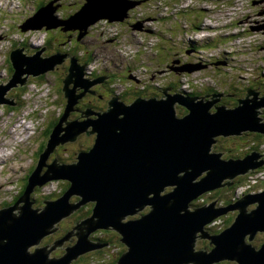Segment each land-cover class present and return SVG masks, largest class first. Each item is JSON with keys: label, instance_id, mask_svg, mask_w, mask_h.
<instances>
[{"label": "water", "instance_id": "95a60500", "mask_svg": "<svg viewBox=\"0 0 264 264\" xmlns=\"http://www.w3.org/2000/svg\"><path fill=\"white\" fill-rule=\"evenodd\" d=\"M55 1L41 5L19 25L20 30L77 31L79 40L87 25L100 18L122 20L136 4L132 0H84L77 10L61 18L53 14L60 5ZM44 49L31 54H26L22 46L10 50L12 72L0 83V105L15 106L8 91L26 85L29 77L53 71L69 54L56 51L43 56ZM69 58L61 86L65 102L50 137L67 122V115L76 110L88 88L105 77L86 78L84 65L74 55ZM163 93V98L138 96L130 103L112 95L105 111L86 108L80 112L81 118L86 117L67 122L56 143L63 145L84 131L94 134L93 145L78 153L76 164L57 165L53 159L44 173L41 170L47 165L49 147L40 152L17 201L0 210V264H70L80 254L107 244L91 243L87 237L90 231L110 227L126 247L115 264H215L224 259L237 264H264V241L259 247L251 243L256 232L264 233V190L245 194L223 207L212 201L190 208V202L202 193L229 186L237 174L243 175L264 162L256 160L258 155L253 151L234 159L211 150L219 136L240 134L242 130L264 134L263 118L259 116L264 94L259 96L248 89L236 105L219 104L211 110L218 99ZM176 102L187 108L182 118L175 115ZM62 178L70 181L68 190L56 199L44 200L39 208L32 206L30 193L36 185ZM167 186L171 189L166 192ZM70 194L78 196V204L68 201ZM87 202H93L91 214L75 226L76 240L65 247L63 255L49 257L48 253L68 235L51 246L36 248L45 234L56 229L55 222ZM248 203L255 208L248 211ZM148 205L147 212L133 217ZM232 209L237 213L227 227L214 234L206 230L212 220ZM125 216L132 217L123 220ZM198 236L209 239V250L206 246L195 248ZM29 247H34L33 251H28Z\"/></svg>", "mask_w": 264, "mask_h": 264}, {"label": "rangeland", "instance_id": "374dc122", "mask_svg": "<svg viewBox=\"0 0 264 264\" xmlns=\"http://www.w3.org/2000/svg\"><path fill=\"white\" fill-rule=\"evenodd\" d=\"M7 1L9 0H0V83L10 77L8 55L9 51L16 46H22L24 52L27 51L30 54L35 51L36 46L37 48L45 47L42 52L44 56L56 51L60 54L64 52L69 54L63 56L62 62L59 63L61 66L46 73L45 78L36 80L29 77L28 83L23 88L18 87L8 91L7 96L13 97L16 104L12 106V109L7 105H0V145L2 144L0 146V210L13 206L17 201L24 174L29 168H34L38 155L42 152H39L37 147L39 143L43 144L42 137H45L43 149L49 147V152L45 159L47 165L42 167L41 173L45 172L53 159H56L57 165H71L74 162L76 164L78 153L88 151L93 145L94 134L86 135L84 131L77 133L70 142L63 145L60 142L56 143L57 136L64 133L67 122L77 118L76 112L86 109L80 108L77 104L76 110L67 115V122H63L57 128L54 137L44 134L45 127L50 121L57 118L55 125L58 123V116L60 117L63 109L65 98L61 100L57 96L59 95L57 85L62 86L64 66H68L70 55H74L77 62L84 65L85 77L89 76L91 70H97L95 69L98 64L97 58L103 60V66L107 68V71L101 72L105 76L102 84L110 90L109 95L104 97L102 92L95 94L93 88L99 83L85 92L89 94L93 90V96L97 97V100H92V103L95 109L101 111L106 110L107 101L112 95L119 96L125 103L132 102L138 96L163 98L164 91L183 97L218 99L210 108L213 110L219 104L233 106L230 101H226L228 102L226 104L223 102L226 99L224 91L229 92L233 89L238 92L239 90L241 96L239 95L238 98L244 97L248 89L257 91L259 96L264 94V0H132L137 4L126 11L127 15L122 20L97 19L86 26L87 31L79 40L72 38L69 45H76L74 50L70 48L72 54L65 48L63 50L59 48L58 43L64 41L66 37H62L57 29L45 31L41 28L21 31L18 28V24L34 13L37 4L45 0H10V4ZM55 3L60 5L54 11V16L65 18L81 6L82 0H57ZM139 4L142 6L137 8ZM184 8L189 9L184 12ZM177 9H183V12L179 14L182 20L181 25L169 26V23L172 24V20L177 18ZM196 11L203 14L199 16ZM184 13L187 16H184ZM194 26L198 29L190 30L185 34V29L189 30ZM75 33L77 36L78 32ZM106 34L114 40L108 42L110 39H107ZM47 38L51 40L49 48L44 46ZM203 40L209 43L212 41L211 48L208 49L206 45L200 48V44L204 43ZM215 40H217L216 43H214ZM179 43L183 46L189 43L186 51L182 46L180 47ZM180 65L184 68H178ZM45 80L49 82L46 87L42 84L46 82ZM36 82H41V86L36 87ZM44 87L46 89H43ZM210 87L214 89V92L210 90ZM192 91L197 93L191 94ZM137 93L141 94L137 95ZM100 95L103 97L101 98ZM94 97L87 96L88 99ZM38 107H42L39 112H43L44 116L41 118L37 115ZM60 109L61 112H59ZM33 112H36V117L33 116L35 118L31 117ZM174 112L177 118H182L188 113L187 108L178 102L174 103ZM259 116L263 118L260 122H264V108H260ZM18 127L19 129L27 128V131L24 134H17L14 131ZM257 134L259 133L242 130L240 134L219 136L212 144L211 150L220 152L221 157L234 159L253 151L258 155L256 160H263L264 134ZM16 137L21 139L15 141ZM10 139H13L15 143H4ZM13 146L15 148L11 151ZM4 153L6 155H3ZM66 182H68L67 187ZM69 182L68 179L62 178L49 180L42 186L36 185L30 193L32 206L39 208L44 200L58 198L65 190H68ZM170 189L171 187L167 186L164 191L167 192ZM262 190H264V162L258 167L248 169L243 175L237 174L233 184L202 193L194 199L196 201H193V204L190 203V208L212 201H216V205L223 207L226 205L224 203L226 199H232L231 203H234L245 194L258 193ZM202 196L205 202L202 201ZM77 199L78 196L73 194L68 197V201L73 204H78ZM91 206L89 202L80 204L78 209L61 217L53 224L56 229L45 234L36 248L51 246L56 240L68 235L67 239L54 246L48 253L49 257L63 255L65 247L76 240L75 226L90 216ZM245 208L251 211L255 207L253 203H248ZM148 209L149 205L133 217L147 212ZM13 211L16 212L17 209ZM236 213V209L227 210L212 220L210 225L219 223L216 228L220 230L224 217L232 215L229 221L231 223ZM129 217L132 216H125L123 220ZM209 228L207 225L206 230L208 231ZM87 237L91 243L107 244L80 254L76 259L71 260L70 264H115V257H118L119 252H123L126 248L120 241V235L111 227L92 230ZM263 241L264 233L258 231L251 243L259 247ZM208 243L209 239L198 236L195 240V248L199 250L206 246V248L209 247L206 250H209L211 246ZM34 247L29 249L32 250ZM215 264H237V262L224 259Z\"/></svg>", "mask_w": 264, "mask_h": 264}, {"label": "trees", "instance_id": "16d2710c", "mask_svg": "<svg viewBox=\"0 0 264 264\" xmlns=\"http://www.w3.org/2000/svg\"><path fill=\"white\" fill-rule=\"evenodd\" d=\"M45 2H48V0H45V1H42V2H40V3H38L37 4V6H36V9L37 8H39L41 5H43V4H45ZM178 3V2H177ZM188 5H192L193 6V4H188ZM142 5H140L139 7H141ZM189 8H184V12H187V10H188ZM181 12H183V9H177V12H176V16H177V18L176 19H174V20H172V24H171V22L169 23V26H172V27H178L179 25H181L180 23L182 22V20H181V17L179 16V14L181 13ZM196 13L199 15V16H201L202 14H201V12L200 11H196ZM71 14V13H70ZM70 14H68V15H70ZM195 15V14H194ZM65 16H67V15H65ZM184 16H187V14H185L184 13ZM186 21V20H185ZM194 29H198L197 28V26H194L193 28L192 27H190V29L188 30V29H185V33H188V32H190V30H194ZM184 30V29H183ZM51 40L49 39V38H47V40H45V44H44V46H47L48 48H49V45H51V42H50ZM204 41V40H203ZM182 42H184V38H182ZM217 42V40H215V42L214 43H216ZM187 44V46H183V45H181L180 43H179V45H180V47L182 46V48H183V50L184 51H186V48L188 47V44L189 43H186ZM206 45V47H207V45H212V41H210V43L207 41L206 42V40L204 41V43H202V44H200V48L201 47H204ZM58 46H59V48H67L68 49V51H70V48H71V50H74L75 49V47H76V45H69V44H67V42L64 44V46H63V44H62V42H60V43H58ZM191 46L192 47H195L193 44H191ZM205 47V48H206ZM157 48H156V52H157ZM183 51V52H184ZM70 53L72 54L73 52L72 51H70ZM82 59V61H83V58H81ZM9 60V59H8ZM9 64H10V72H12V69H11V63H10V61H9ZM102 71H107V69L106 68H103L102 69ZM46 75V74H45ZM45 75H40V76H38L37 78H36V80L38 79V78H40V79H43L44 77H45ZM92 76H97V75H95V73L94 72H91V74H90V77H92ZM21 89V88H20ZM57 89H58V92H59V95H57V96H59L61 99H63L64 100V96L62 97V96H60V95H62L61 94V91L62 90H60V88H59V86L57 85ZM94 89V88H93ZM144 90V89H143ZM210 90L211 91H213L214 89H211V87H210ZM94 91H95V89H94ZM112 91V90H111ZM145 91V90H144ZM96 92V91H95ZM214 92V91H213ZM63 93V92H62ZM191 94H196L197 93V91H192V92H190ZM100 94V93H99ZM98 94V95H99ZM139 94H141V93H137V95H139ZM143 94V93H142ZM224 94H225V97H226V99H225V101H223V102H225V104L226 103H228V102H226V101H230L231 103V105H236V101H237V98L239 97V95L241 96V93H239V90H238V92H236V90H233V89H231V91H229V92H225L224 91ZM101 96V98H102V95H100ZM84 97V96H83ZM82 97V98H83ZM80 98L79 99V101H78V103H77V106L79 105L80 106V108H92V109H94V110H98V109H95L96 107L94 106V103H92V102H89V100H87L86 98ZM84 99H86V101H84ZM95 100H97L96 98H95ZM62 105V104H61ZM62 106H64V104L62 105ZM8 108H10V109H12V107H10V106H8ZM63 108V107H62ZM60 111H61V109H60ZM79 112H81V110L79 111ZM59 113V112H58ZM58 113H57V115H58ZM44 116V115H43ZM35 117H36V115H35ZM35 117H33V118H35ZM264 117V116H263ZM58 118H59V116H58ZM56 121H57V118L53 121H50L49 122V124L48 125H46V130L44 131V134H45V136H47V135H49V133H50V131H51V128L55 125V123H56ZM257 135H259V134H257ZM43 147H44V143L41 145V147H39V152L40 151H42V149H43ZM38 152V153H39ZM32 170V169H31ZM67 185H68V182H66V184H65V186L67 187ZM24 187H25V185L21 188V190H20V192H19V195L18 196H20V194L22 193V191H23V189H24ZM216 191V190H215ZM17 197V196H16ZM203 197V196H202ZM194 201V200H193ZM193 201H191L190 203L191 204H193L194 202ZM202 201H204V197H203V200ZM232 201V199H226L225 200V204H227V203H229V202H231ZM197 202H198V200H197ZM205 202V201H204ZM88 203V202H87ZM89 203H91V205L93 204V202H89ZM86 204V203H85ZM196 204V203H195ZM197 205V204H196ZM91 208H92V206H91ZM90 212H91V209H90ZM232 217V215L231 216H229L228 215V217H224V220L222 221L223 222V224H222V227L220 228V230H222L223 229V226H224V228L225 227H227L230 223H229V221L232 219L231 218ZM222 218H223V216H222ZM208 227H210L208 230H211L212 232L214 231V232H218V230L219 229H217L216 228V226H208ZM213 229V230H212ZM215 229V230H214ZM209 248V247H208ZM207 248V249H208ZM211 248V247H210ZM122 252H119V255L121 254ZM118 255V256H119ZM118 258V257H117ZM217 263V262H216Z\"/></svg>", "mask_w": 264, "mask_h": 264}, {"label": "flooded vegetation", "instance_id": "af4514ba", "mask_svg": "<svg viewBox=\"0 0 264 264\" xmlns=\"http://www.w3.org/2000/svg\"><path fill=\"white\" fill-rule=\"evenodd\" d=\"M57 30H59V29H57ZM60 31V30H59ZM61 32V36L62 37H73L74 35H75V32H73V31H68V32H62V31H60ZM64 41H62V43H63ZM63 65V64H62ZM61 65H58L56 68H58V67H60ZM65 67V69L63 70V74L65 75L66 74V72H67V66L65 65L64 66ZM9 68H10V65H9ZM109 79V78H108ZM61 82H62V79H61ZM47 83L49 84V82L47 81ZM50 85H51V83H50ZM59 88H60V90H61V86H59ZM94 89H95V94L97 93V92H102L103 93V96L105 97L106 95H109V92H110V90H108V88L105 86V85H103L102 84V82L101 83H99L96 87L94 86ZM61 94L62 95H60V96H62L63 97V93H62V91H61ZM94 94V95H95ZM87 96H90V97H94L93 96V93H89V94H86L83 98H86V99H88L87 98ZM102 96V97H103ZM82 98V99H83ZM97 99V97H94V98H92V99H88L89 100V102H92V100H94V99ZM61 99V98H60ZM61 100H63V99H61ZM63 102V101H62ZM77 113V117H79V114H80V112L78 113V112H76ZM44 138L45 137H42L41 138V142L43 141V143L45 142L44 141ZM41 145H42V143H39L38 145H37V147H38V149H39V147H41ZM43 150V149H42ZM31 168H29V170H30ZM29 170L25 173V176H23V181H22V184L23 183H25L26 182V177H27V173H29ZM109 231V230H108ZM210 233V232H209ZM211 234V233H210ZM117 259V257H115V259H114V262H115V260Z\"/></svg>", "mask_w": 264, "mask_h": 264}, {"label": "built area", "instance_id": "2783aa9c", "mask_svg": "<svg viewBox=\"0 0 264 264\" xmlns=\"http://www.w3.org/2000/svg\"><path fill=\"white\" fill-rule=\"evenodd\" d=\"M95 69H97V71L99 70V66H97V64H96V67H95ZM95 70H91V72H94ZM90 74L91 73H89V76H90ZM44 85H47V84H44ZM36 87H38L37 85H36ZM40 87V86H39ZM46 87V86H45ZM43 88V89H46V88ZM41 90H42V88H40ZM49 89V88H48ZM38 109V116H40V118L41 117H43V112H39L41 109H42V107H38V108H36V110ZM26 129V131H27V128H25ZM16 138H18V137H16Z\"/></svg>", "mask_w": 264, "mask_h": 264}, {"label": "bare ground", "instance_id": "6f19581e", "mask_svg": "<svg viewBox=\"0 0 264 264\" xmlns=\"http://www.w3.org/2000/svg\"><path fill=\"white\" fill-rule=\"evenodd\" d=\"M5 2H6V1H5ZM2 3H3V2H2ZM7 3L10 4L11 1L9 0V1H7ZM136 4H137V3H136ZM3 7H4V6H3ZM86 18H87L88 20H90V19L88 18V16H87ZM32 53H33V52H32ZM26 54H28L27 51H26ZM49 55H50V54H49ZM43 56H44V55H43ZM9 61H10V59H9ZM10 63H11V61H10ZM11 65H12V63H11ZM195 70H196V69H195ZM74 77H75V76H74ZM177 93H178V92H177ZM181 94H182V93H181ZM151 97L153 98V97H156V96H151ZM149 98H150V97H149ZM220 137H221V136H220ZM5 160H6V159H5ZM8 165H9V164H8ZM2 168H3V167H2ZM9 175H10V174H9ZM146 197H147V196H146ZM147 198H148V197H147ZM195 199H197V198H195ZM193 200H194V199H193ZM193 200H192V201H193ZM80 204H83V203H80ZM196 207H197V206H196ZM194 208H195V207H194ZM44 237H45V236H44ZM29 248H30V247H29ZM29 248L27 249L28 251H33V250H30Z\"/></svg>", "mask_w": 264, "mask_h": 264}]
</instances>
